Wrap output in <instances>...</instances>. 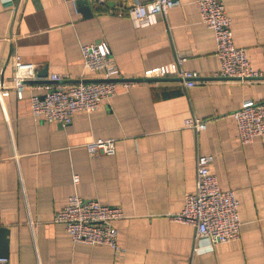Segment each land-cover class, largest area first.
<instances>
[{
  "label": "crops",
  "instance_id": "obj_1",
  "mask_svg": "<svg viewBox=\"0 0 264 264\" xmlns=\"http://www.w3.org/2000/svg\"><path fill=\"white\" fill-rule=\"evenodd\" d=\"M77 0H0V77L11 79L13 58L38 63V73L68 82L99 78L84 67L81 45L105 41L121 75L118 93L92 112L77 111L63 125L31 114V81L19 98L0 94V250L9 264H264V137L242 144L231 113L246 99H264V0H225L235 43L248 50L258 77L215 75L214 30L194 0H178L157 21L136 25L111 13L113 2L84 16ZM185 57L199 75L187 86L176 75L146 77L145 70ZM208 126H185L190 116ZM113 137L115 151L91 155L86 142ZM211 154L223 188L239 198L237 239L211 243L170 213L193 190L197 156ZM79 180H74V175ZM122 207L115 220L118 254L106 244L76 242L55 214L70 194ZM6 244V246H3Z\"/></svg>",
  "mask_w": 264,
  "mask_h": 264
},
{
  "label": "built area",
  "instance_id": "obj_2",
  "mask_svg": "<svg viewBox=\"0 0 264 264\" xmlns=\"http://www.w3.org/2000/svg\"><path fill=\"white\" fill-rule=\"evenodd\" d=\"M11 1V0H3ZM93 5L112 1L111 13H127L136 25H148L157 21L159 13L167 14L178 0H89ZM199 6L201 20L214 30L216 38V56L219 70L215 75L222 77L249 78L258 77L261 72L255 69L249 59L248 50L235 43L232 17L226 11L225 0H194ZM84 67L90 71H99L98 79L87 80L82 77L76 82H68V75L52 73L40 76L38 63L24 59L20 54L13 58L14 72L11 79L0 77V94L5 96L15 89L19 98L23 97L29 82H38L42 93L30 96L31 114L39 119L57 121L68 125L73 115L80 110L92 112L101 106L103 100L118 93L119 84L134 83L132 80L118 82L121 70L114 59L110 46L105 41L83 43L81 45ZM185 57H178L171 63L158 65L145 70L146 77L176 75L191 86L198 77L196 71L183 65ZM231 115L238 126L240 141L246 144L256 136L264 137V99H246ZM211 117L190 116L185 126L202 130L208 126ZM113 137L94 138L86 142L91 155L113 153ZM211 154L197 156V176L193 190L185 194L182 210L170 213V217L179 222L192 224L199 236H206L211 243L217 244L239 238L241 217L239 198L234 189L223 188L218 176L211 169ZM79 180V175H74ZM124 217L122 207L108 205L97 199H86L77 193L70 194L66 204L55 214V221L61 222L76 242L106 244L118 254L124 249L119 243L118 228L115 220ZM0 264H9L8 257L0 256Z\"/></svg>",
  "mask_w": 264,
  "mask_h": 264
},
{
  "label": "water",
  "instance_id": "obj_3",
  "mask_svg": "<svg viewBox=\"0 0 264 264\" xmlns=\"http://www.w3.org/2000/svg\"><path fill=\"white\" fill-rule=\"evenodd\" d=\"M76 2L79 11H81L84 14V16L90 17L93 15L92 4L90 3L89 0H77ZM94 79H98V78H88L87 80H94ZM1 246H2V242L0 240V247ZM3 246H6V244H4ZM6 254H7L6 250H0V256H7Z\"/></svg>",
  "mask_w": 264,
  "mask_h": 264
}]
</instances>
